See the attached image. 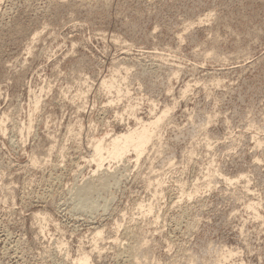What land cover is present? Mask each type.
I'll use <instances>...</instances> for the list:
<instances>
[{"label":"rangeland","instance_id":"rangeland-1","mask_svg":"<svg viewBox=\"0 0 264 264\" xmlns=\"http://www.w3.org/2000/svg\"><path fill=\"white\" fill-rule=\"evenodd\" d=\"M82 251L264 264V0H0V264Z\"/></svg>","mask_w":264,"mask_h":264},{"label":"bare ground","instance_id":"bare-ground-1","mask_svg":"<svg viewBox=\"0 0 264 264\" xmlns=\"http://www.w3.org/2000/svg\"><path fill=\"white\" fill-rule=\"evenodd\" d=\"M210 15V14H209ZM108 80V79H106ZM104 82V81H103ZM102 82V83H103ZM107 82V81H106ZM115 81H108V83H106L105 85L108 87H113L115 86L116 82ZM118 83V81H117ZM117 86V85H116ZM120 86V85H119ZM118 87V89H120V87ZM106 88V87H105ZM111 89V88H110ZM117 89V88H116ZM109 90V88H108ZM167 108V107H166ZM165 108V110L161 111L159 113V115L155 116L154 119L152 120H148L147 122H141L138 126L135 127H131L128 128L126 131L124 132H119V133H114L113 135L110 136V138H108L107 140H104L102 137H99L95 140H93L90 143V159L91 160H96L98 161V165H102L100 162L102 159L104 158H117L122 156L127 150H134L136 153H142L146 147V144L153 139V135L156 132V125L158 123H160V120L162 119V117L166 115L167 113V109ZM164 109V108H163ZM165 113V115H164ZM163 115V116H162ZM153 137V138H152ZM89 148V147H88ZM89 150V149H88ZM88 152V151H87ZM86 154V153H85ZM210 174V176L212 173H208ZM223 175V174H222ZM225 176V175H224ZM224 179H228L227 181L231 182L232 178H227L223 177ZM212 180V179H211ZM210 181V179L208 180ZM209 183V182H208ZM188 194H190V192H188ZM253 202V201H252ZM259 203V202H258ZM255 203H250L251 207L254 206ZM185 207V206H184ZM182 207V208H184ZM250 207V208H251ZM146 210H150V205H146L145 207ZM186 209V208H185ZM184 209V210H185ZM183 210V211H184ZM177 223V222H176ZM181 223V222H180ZM130 230V229H129ZM127 230V231H129ZM127 233V232H126ZM129 234V232H128ZM130 236L132 235L131 233L129 234ZM128 235V236H129ZM133 236H135L133 234ZM136 237V236H135ZM133 237V238H135ZM133 240V239H132ZM137 240V239H136ZM135 242H138L136 241ZM134 241H132V244H129V249L126 251L125 255L128 256L129 258H133L134 255L137 254L138 257V246L136 245L137 243H135ZM83 252V251H82ZM86 252V251H85ZM89 254L86 253H82L80 256H78V260L77 263L78 264H90V260H89ZM125 256V257H126ZM133 256V257H132ZM136 257V258H137ZM135 258V257H134ZM128 258H126L127 260ZM130 259H128L129 261ZM135 261V259H131V261ZM138 260H136V264H139L137 262ZM173 262V261H172ZM132 263V262H131ZM135 263V262H134Z\"/></svg>","mask_w":264,"mask_h":264}]
</instances>
